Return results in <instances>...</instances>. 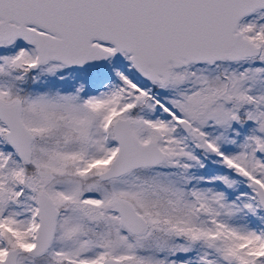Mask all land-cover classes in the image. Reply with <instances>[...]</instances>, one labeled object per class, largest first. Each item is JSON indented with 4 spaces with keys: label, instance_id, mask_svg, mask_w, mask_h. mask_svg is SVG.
Wrapping results in <instances>:
<instances>
[{
    "label": "snow or ice",
    "instance_id": "1",
    "mask_svg": "<svg viewBox=\"0 0 264 264\" xmlns=\"http://www.w3.org/2000/svg\"><path fill=\"white\" fill-rule=\"evenodd\" d=\"M0 264H264V0H0Z\"/></svg>",
    "mask_w": 264,
    "mask_h": 264
}]
</instances>
